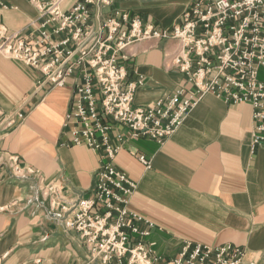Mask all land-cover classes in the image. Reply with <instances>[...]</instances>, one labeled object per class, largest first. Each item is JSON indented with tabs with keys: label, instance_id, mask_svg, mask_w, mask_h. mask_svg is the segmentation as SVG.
Masks as SVG:
<instances>
[{
	"label": "crops",
	"instance_id": "obj_1",
	"mask_svg": "<svg viewBox=\"0 0 264 264\" xmlns=\"http://www.w3.org/2000/svg\"><path fill=\"white\" fill-rule=\"evenodd\" d=\"M79 1L65 0L62 8L68 12ZM4 2L9 35L37 29L42 20L30 0ZM192 2L112 0L90 5V24L96 29L119 12L169 28ZM64 38L53 36L56 42ZM180 49L176 40H144L120 55L127 80H143L135 107L192 89L174 66ZM43 79L41 72L0 55V121L18 111L25 114L13 129L0 130V149L33 171L16 175L0 166V264H101L79 233L52 212L43 192L56 184L64 199L73 200L89 197L95 186L102 152L72 145L66 126L84 74L77 69L62 88L40 85ZM252 126L250 105L229 104L209 93L164 144L143 138L123 145L114 164L137 183L129 209L154 223L147 242L156 243L160 263L176 257L188 242L192 248L232 245L245 250L241 264H264V145L252 149ZM139 156L149 159L151 168Z\"/></svg>",
	"mask_w": 264,
	"mask_h": 264
},
{
	"label": "built area",
	"instance_id": "obj_2",
	"mask_svg": "<svg viewBox=\"0 0 264 264\" xmlns=\"http://www.w3.org/2000/svg\"><path fill=\"white\" fill-rule=\"evenodd\" d=\"M64 1L30 0L42 21L32 33L9 35L2 14L8 6L0 0V55L41 72L40 85L62 88L77 69L84 74L66 126H71L72 145L102 152L101 167L89 197L66 200L56 184L46 186L43 192L52 212L79 233L101 264H241L242 248H192L188 242L176 257L160 263L156 243L147 242L154 223L129 209L137 183L114 163L129 139L164 144L209 93L229 104L250 105L252 149L264 145V0H193L169 28L117 12L96 29L90 24V5H110L112 0L79 1L68 12L62 8ZM61 34L64 40L56 42L53 36ZM144 40L180 43L174 66L192 89L182 88L151 106H134L143 80L128 81L119 57ZM24 119L21 111L9 114L0 121V130L7 132ZM139 161L151 168L145 156ZM5 165L16 175L33 173L21 166L18 156L4 155L0 149V166Z\"/></svg>",
	"mask_w": 264,
	"mask_h": 264
},
{
	"label": "rangeland",
	"instance_id": "obj_3",
	"mask_svg": "<svg viewBox=\"0 0 264 264\" xmlns=\"http://www.w3.org/2000/svg\"><path fill=\"white\" fill-rule=\"evenodd\" d=\"M260 78L262 79V76H260Z\"/></svg>",
	"mask_w": 264,
	"mask_h": 264
}]
</instances>
